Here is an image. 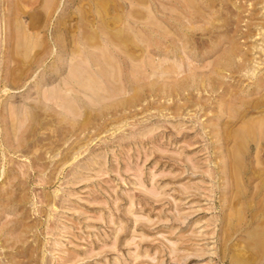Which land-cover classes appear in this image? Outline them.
Returning <instances> with one entry per match:
<instances>
[{"label":"rangeland","instance_id":"obj_1","mask_svg":"<svg viewBox=\"0 0 264 264\" xmlns=\"http://www.w3.org/2000/svg\"><path fill=\"white\" fill-rule=\"evenodd\" d=\"M260 116L264 0H0V264H264Z\"/></svg>","mask_w":264,"mask_h":264},{"label":"bare ground","instance_id":"obj_2","mask_svg":"<svg viewBox=\"0 0 264 264\" xmlns=\"http://www.w3.org/2000/svg\"><path fill=\"white\" fill-rule=\"evenodd\" d=\"M181 2V1H180ZM149 19V18H148ZM151 20V19H150ZM115 32V31H114ZM96 35V34H95ZM234 50V49H233ZM232 52V51H231ZM209 66V64H208ZM198 70V69H197ZM261 117V116H260ZM242 126L244 127V129L242 130V134H240V138H241V144L243 142V145L245 147V145L247 144L248 140L251 139V138H254V140L256 141V149H257V153H259L261 147H263L264 149V137H261V132L262 134L264 135V116L261 117V119H258V118H251L249 120H246V121H243L242 122ZM243 148V147H242ZM256 156V154H255ZM255 158V157H254ZM264 163V161H256V163L258 165H261V163ZM236 162L234 161L233 163V166H232V169H233V172L234 174H236L238 176V174L241 176V174L243 173V170L245 169V166H241L242 169H241V172H238L239 169H238V166L237 164H235ZM263 165V164H262ZM257 166V165H255ZM240 167V166H239ZM250 169V168H249ZM263 171L264 172V169H260L258 170L257 172H255V168H251L250 172L252 177L255 176L257 177L256 175L259 174L260 171ZM252 171V172H251ZM261 171V172H262ZM260 172V173H261ZM239 178V177H238Z\"/></svg>","mask_w":264,"mask_h":264}]
</instances>
